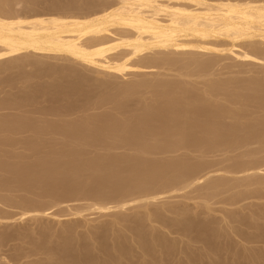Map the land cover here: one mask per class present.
Instances as JSON below:
<instances>
[{"label":"bare ground","instance_id":"1","mask_svg":"<svg viewBox=\"0 0 264 264\" xmlns=\"http://www.w3.org/2000/svg\"><path fill=\"white\" fill-rule=\"evenodd\" d=\"M79 1L81 4L77 5ZM59 2L62 1L52 5L53 11L51 8L49 13H41L35 12V8L46 5L48 0H0V74L8 73L0 78V94H4L0 98V110L18 111L6 119H2L3 115L0 117V224L5 228L4 221L7 227L17 222L13 225L25 229L26 226L21 224L24 221L41 222L42 216L58 218L61 213L56 215L50 211L62 204H66L71 216L83 217V212L87 210L96 211L98 215L116 216L111 218L114 220L109 226L103 225L102 235L92 232L101 225L89 226L91 230L86 239L92 242L90 246L84 243L76 225L63 227L61 232L53 234L49 225L43 227L42 223L41 227L39 223L35 226L36 237L34 234L31 236L33 231L26 234L20 232L21 235L17 229V234L16 230L12 229L13 233L6 230L5 237L0 239V246L9 245L7 250L11 251L17 246L13 241L29 237L28 244L32 248L28 250L27 259L33 256V259L30 257L32 264H113L136 249L141 250L138 253L142 259L140 264H169V261H174V251L170 255L171 250L178 243L166 237L160 231L161 227L171 235L174 232L187 238L188 232L196 228L206 232L207 227L206 230L204 225L180 228L178 224L184 219L189 220L188 216L182 221L169 219L165 212L169 213L171 208L151 211L150 205L158 204L157 201L170 193L183 194L185 189L190 193L194 185V188L199 185L198 190L193 189L197 190V194L203 189L215 191L218 187L224 188V185L232 183L233 179L226 182L231 177L229 174H244L246 178L240 176L244 180L254 175L252 184H264L261 179L262 173L264 176V158L260 155L264 153V117L260 118L264 112V0H67L58 6ZM20 3L26 11L16 9ZM48 59L61 62V65L53 64V61L49 63ZM228 59L232 62H226ZM248 66H259L257 74L260 76L253 77L249 82L245 80L246 86L240 90L235 88V93L229 90L231 81L225 84L226 79L224 84L228 85L230 93H227V87H222V80L221 84L209 83L212 76H220L225 69L239 73L244 67L240 71L247 75V72L250 73V69H246ZM192 76L205 80L199 91L185 88ZM31 79L42 82L51 79L53 84L45 87L36 81L40 84L17 85H25ZM219 89L224 91V95ZM51 91L52 97L60 95L70 100L69 104L81 97L80 101L93 105L94 110L107 105L115 113L103 112L101 116L97 114L99 118H94L97 115L92 113V117L63 118L60 121V117L53 121V115L54 119L50 120L47 117L49 108L32 107L30 103H37L40 96ZM92 93H96L97 97L90 104ZM220 94L224 97H220L223 103L218 101ZM52 97H49L50 102ZM46 100L49 101L47 97ZM224 101L231 105L225 106ZM133 102L142 105L138 114L130 112L135 109L132 108ZM237 103L241 106L251 103L249 111L244 106L245 109H236L234 105ZM252 104L260 107L258 110L262 108L261 113L255 106L251 108ZM129 106L133 110H127ZM67 111L70 109L67 108ZM253 111L258 112L256 119ZM220 144L224 145L221 146L223 149L246 146L249 151L252 147L253 150H246L243 156L255 158L260 155L257 156L259 160L249 158L244 162L245 159H242L244 163L239 160L240 163L233 166L217 168L221 165L217 159L220 164L216 160L219 165L215 168L213 165L216 162L213 161L212 165L210 159L209 164L202 158H206L205 155L207 159L215 156L218 151L215 149ZM254 144L261 146L255 149ZM242 148L239 150L242 151ZM179 151H183V155L187 152L186 156L197 152L201 160L198 161L200 156L193 162L190 159H161ZM179 156L181 158L182 154ZM213 173L218 174V178L208 180L214 176ZM225 174L229 176L223 180ZM249 180L251 182V178ZM252 184L248 186L246 183L242 191L250 185L251 189L252 186L258 188ZM259 188L263 190L264 186ZM201 192L200 196L204 198L205 192L204 195ZM208 192L205 197H209ZM259 193L256 197L261 195ZM253 194L249 196L254 197ZM82 201L87 202L85 206H74L75 202ZM134 207L148 211L140 216L136 212L134 217L121 214ZM109 211L118 212L111 214ZM153 224L161 226L160 229ZM117 225L122 228L115 229ZM148 225H151L150 230H146ZM257 234L248 238L250 243L255 239L262 242L263 234ZM27 242L22 244L28 245ZM86 248L95 250L96 254L85 255L82 251ZM2 249L0 255L7 252ZM5 254L4 258L0 257L3 258L0 262L9 257L8 253ZM17 260L20 257H16Z\"/></svg>","mask_w":264,"mask_h":264},{"label":"rangeland","instance_id":"2","mask_svg":"<svg viewBox=\"0 0 264 264\" xmlns=\"http://www.w3.org/2000/svg\"><path fill=\"white\" fill-rule=\"evenodd\" d=\"M56 1V2H55ZM57 1H62V2H59L58 3V6H60L59 4H61V3H63V2H66V1H64V0H48V3H46V5H43V6H41L40 5V7L38 6V7H36L35 8V12H41V13H49L50 11H51V8L53 7L52 5H54V6H56L57 4ZM75 2H77V0H74ZM82 1V0H81ZM54 2V3H53ZM78 4L77 5H79V4H81L80 3V1L79 2H77ZM50 4H51V6H50ZM47 5H49L50 6V9H49V6L48 7H46ZM76 5V7H79V6H77ZM23 5H22V3H20L19 5H18V7L16 8L17 10H19V11H21V12H23V11H26L23 7H22ZM46 7V8H45ZM82 8H84V7H82ZM66 10V9H65ZM69 10H71V9H69ZM52 11H53V8H52ZM49 60V59H48ZM47 60V61H48ZM50 61H51V63H52V61H53V64L54 63H56L57 65H61V62H56V61H54V60H49L48 62L50 63ZM226 62H232V61H230L229 59L228 60H226ZM62 64H64V63H62ZM258 67V68H257ZM242 68V67H241ZM240 68V70L241 71H243L242 69ZM250 69V73L249 72H247L248 74L246 75V73L245 72H241L240 70H239V73L241 72L242 74H239L237 71H235L234 69H233V71H235V72H230V71H228L227 69H225L222 73L223 74H221L220 76L218 75V76H212V78H211V80H209V83H219V84H221L220 82H222L223 81V86L222 87H224L225 86V84H228V82L229 81H231V82H229V83H231V84H229V86H230V89L228 88V85H226L225 87H227V88H225V89H227L226 91H227V93H230V91H228V89L229 90H231V92H233V93H235L237 90H240L241 88H243V86H246L245 84L247 83V81H245V80H248V82L249 81H251V80H253L254 78L253 77H255V78H259V76H258V74H257V72H258V70H260V67L259 66H248V67H246V69ZM258 69V70H257ZM237 70V69H236ZM188 71V70H187ZM253 71V72H252ZM256 71V72H255ZM225 72V73H224ZM229 74H228V73ZM256 73V74H255ZM6 74H8L7 72H6ZM5 73L3 74H0V78H2V77H4L5 75H6ZM224 74H225V76H224ZM245 74V75H244ZM240 75V76H239ZM255 75V76H254ZM227 76V77H226ZM231 76V77H230ZM235 76V77H234ZM248 76V77H247ZM257 76V77H256ZM222 77V78H221ZM226 77V78H225ZM245 77V78H244ZM196 78V77H195ZM195 78H193V76H192V80L191 79H188V80H190L189 82H190V84H192V85H190L189 83H186L188 86H185V88H187V89H189V88H192V89H197V90H195V91H199L198 90V88H201L202 87V84L203 83H205L204 81V79H202V78H196V80H194ZM216 78V79H215ZM224 78V79H223ZM228 78V79H227ZM242 78V79H241ZM251 78V79H250ZM253 78V79H252ZM174 79H176V77L174 78ZM219 79V80H218ZM226 79V81L225 82H227V83H225L224 82V80ZM232 79V80H231ZM240 79V80H239ZM37 82H40L43 86H45V87H49L50 85L52 86V84H53V81H51V79H47V80H43V82H42V80L41 81H39L38 79H35ZM49 80V82H47ZM176 80H178V79H176ZM203 80V81H202ZM213 80V81H212ZM215 80V81H214ZM222 80V81H221ZM228 80V81H227ZM238 80V81H237ZM245 81V83H244V81ZM36 81H34V79H31L30 81H26L25 82V85H24V83L22 84V83H20V84H17V85H19V87H21L22 85L23 86H26V84H27V86L28 85H30V84H32L33 83V85H39L38 83H36ZM45 81V82H44ZM197 81V82H196ZM35 82V83H34ZM55 82V81H54ZM195 82V83H194ZM237 82V83H236ZM206 83H208V82H206ZM225 83V84H224ZM240 83V84H239ZM194 84V85H193ZM196 84H198V85H196ZM233 84H234V86H233ZM236 84V85H235ZM200 85V86H199ZM191 86V87H190ZM194 86H196V88L194 87ZM222 87H220V88H222ZM93 88H95V87H92V89ZM224 88H223V90H224ZM237 90H236V89ZM91 89V90H92ZM93 90H95V89H93ZM220 90V89H219ZM223 90H220L221 91V93H223L224 91ZM234 90V91H233ZM226 91L224 92V93H226ZM224 93H223V95H224ZM226 93V94H227ZM52 94H53V92L51 91L50 92V94L48 93V94H44V96H40L38 99H37V103H35V102H32V103H30L31 104V106L32 107H35L36 105L39 107H41V108H44V110L45 109H47V108H49V110H50V114L47 116V117H50V120H52V119H54L53 121H56V120H58V118H59V121L62 119L63 120V118H65V120L67 119V120H70V119H72V120H75V119H77V117L78 118H80V116L81 117H84V116H88L89 115V117H90V115H91V117L93 116L92 115V113L94 114V115H102V114H107V113H115V112H113L112 110H111V108H109L107 105L106 106H102L101 107V109H100V107H98L99 109H96V110H94L95 109V107H93V105H89L87 102L86 103H84L83 101H80L81 100V97H79V98H75L74 99V101L72 102V104H69L70 103V100H68V99H66V98H61V96L59 97V96H53L52 97ZM93 94V93H92ZM96 93H94L93 94V96H91L92 98V100H91V103L90 104H92L96 99H95V97H97V94L95 95ZM4 94H0V98L2 99L4 96H3ZM51 95V96H50ZM222 94H220V96H218L219 98H218V101H220L221 102V100H222V103H223V99H224V97H222L221 96ZM235 96V95H234ZM46 97L49 99V101L48 100H46ZM49 97H52V103L50 102V98ZM220 97L221 98H223V99H220ZM231 97H232V95H231ZM236 97V99H239L237 96H235ZM57 98V99H56ZM93 98L95 99V100H93ZM232 98H234V97H232ZM39 99H40V101H39ZM56 100V101H55ZM76 100V101H75ZM39 101V102H38ZM59 101V102H58ZM61 101V102H60ZM78 102V103H77ZM83 104H82V103ZM226 101H224V103H225ZM49 103H51V104H49ZM54 103V104H53ZM134 103V102H133ZM33 104V105H32ZM39 104V105H38ZM251 104V103H250ZM250 104H247L246 106H244V105H242L241 106V104L239 105V103H237V104H235L234 105V107L236 108V109H240V108H243V109H245L244 107H246V109L245 110H247L248 109V105H250ZM81 105V106H80ZM135 105V106H134ZM134 105L132 106V108L134 109H132L130 106V108L129 109H127V110H133V112L132 111H130L131 112V114H138L139 112H140V109L141 108H139V107H141L142 105H141V103H139V104H135L134 103ZM141 105V106H140ZM225 105V104H224ZM229 105H231L230 103H228L227 104V102H226V105L225 106H229ZM36 106V107H37ZM68 106V107H67ZM244 106V107H243ZM255 106V105H254ZM253 106V104H252V107L251 108H253L254 107ZM27 107V106H26ZM47 107V108H46ZM62 107V108H61ZM90 107V108H89ZM104 107V108H103ZM108 107V109H105V108H107ZM139 109H138V108ZM256 107V108H255ZM254 108L257 110V111H260L261 109H259L258 110V108H260V107H258L257 108V106H255ZM54 108V109H53ZM65 108V109H64ZM67 108H69L70 109V111H67ZM85 110H87V111H84V109ZM97 108V107H96ZM90 109H92V110H90ZM250 109V108H249ZM3 110V109H2ZM90 110V112H88ZM253 110V109H252ZM5 110H3V111H1L0 110V113H2V114H0V117H2V115H3V117H2V119H6V118H8L11 114H16V111L15 110H6L5 112H4ZM14 111H15V113H14ZM67 111V112H66ZM83 111V112H82ZM247 111H249V110H247ZM250 111H251V109H250ZM12 112V113H11ZM70 113V115H67V114H69ZM72 112H73V114H72ZM104 112V113H103ZM107 112V113H106ZM130 112H128V114H130ZM17 113H18V111H17ZM51 113H53L52 114V116H50L51 115ZM247 113V112H246ZM251 113H252V111L249 113L250 114V116H251ZM260 113H261V111H260ZM6 116H5V115ZM58 114V115H57ZM80 114V115H79ZM83 114V115H82ZM86 114V115H85ZM8 115V116H7ZM53 115H54V118H53ZM60 115V116H59ZM79 115V116H78ZM98 115L97 116H95L94 118H99L98 117ZM100 115V116H101ZM255 115H258V112H256L255 113V111H253V116H255ZM261 116H262V118L264 117V112H263V115L262 114H260V118H261ZM6 117V118H5ZM62 117V118H61ZM258 117H259V115H258ZM52 118V119H51ZM252 118V117H251ZM257 118V116H255V119ZM1 119V118H0ZM48 119V118H47ZM253 119H254V117H253ZM255 145H257V144H254V145H252V146H254L253 148H255V149H257L259 146H261V144L259 145H257V146H255ZM221 146H224V145H222V144H220V146H217V148L215 149V151H217V153H215V151H214V153H215V156L211 153V155H213V156H210V158H208L207 159V155H205L206 156V158H202V159H204L205 160V162H207V163H209L210 164V160H211V164L213 165L215 162H216V160L218 159L219 160V162H221V165H219L220 163L218 162V160H217V162L219 163H215V164H217V165H213V166H215V168L219 165V167H217V168H226V166H228V165H232V164H236V163H240L239 162V160L241 161L242 159H245V161L244 162H246V161H248V160H250V159H255V160H259V157H257V156H260L261 155V157L262 158H264L263 156H264V153H262V154H260V155H257V156H254L255 158H253V157H249V156H247V158H246V155L245 156H243V154L244 153H246V146H244L243 148H242V146L240 147V146H238L239 148H240V150H241V148H242V151H240L239 150V148H237V147H234V148H237L238 149V151H237V149H235L234 150V148L231 146V149L229 148V147H225V149H223ZM221 149V150H219V148ZM248 147H251V146H248ZM226 148H228V150H229V153L227 152L228 150L226 149ZM232 148H233V150H232ZM243 149H245V151L243 152ZM251 150H253L252 149V147L250 148V150L249 151H251ZM121 151V150H120ZM120 151H118V152H120ZM220 151V152H219ZM224 151V152H223ZM230 151H232V152H230ZM233 151H234V153H233ZM248 150H247V152H249ZM255 151H257V150H255ZM121 152H125V150H123V151H121ZM127 152V151H126ZM226 152V153H225ZM242 152V153H241ZM127 153H131V151H128ZM177 153H180V154H182V156H181V158H180V154H178V156H177ZM175 152V153H173V154H175V155H173L172 153H170V155L169 154H167V155H164L165 157H161V159H163V160H167V161H176V160H182V159H190L189 161H191V162H193V161H197V159H198V156H200L199 157V160L198 161H200L201 159V155H199V154H194V152H193V154H189L188 156H186L187 154V152H185V155H183V151L181 152V151H179V152ZM238 154V155H237ZM169 155V156H168ZM172 155V156H171ZM195 156L194 158H193V156ZM197 155V156H196ZM209 155H210V153L208 154V157H209ZM240 155H242V156H240ZM168 156V157H167ZM186 156V157H185ZM229 156V157H228ZM231 156V157H230ZM174 157H175V159H174ZM178 157V158H177ZM190 157V158H189ZM197 157V158H196ZM202 157H204V156H202ZM243 157V158H242ZM192 158V159H191ZM224 158V159H223ZM230 158V159H229ZM250 158V159H249ZM262 158H260L261 160H262ZM206 159H207V161H206ZM210 159V160H209ZM247 159V160H246ZM209 160V161H208ZM235 160V161H234ZM213 161H214V163H213ZM223 161H224V163H223ZM237 161V162H236ZM243 162V160H242V163H244ZM223 163V164H222ZM227 163V164H226ZM224 164H226L225 166H223ZM220 166H222V167H220ZM229 166V167H230ZM233 166V165H232ZM213 169H214V167H212ZM263 168H264V166H263ZM213 169H211V171L213 170ZM216 170V169H215ZM257 174H261V172H258ZM257 174H255V177H257L258 178V176H259V178H260V175H257ZM263 174V173H262ZM261 174V176H262V178L261 179H263L264 180V176ZM212 175H214V176H212L211 177V179H208V180H212L213 179V177H214V179H216V178H218V177H216V175H218V174H212ZM225 175H227V174H225ZM224 175V176H225ZM231 176V177H229V178H227L228 176ZM229 175H227L226 177H224L223 176V178H225V179H223V180H226V178H227V180H226V182H228L229 183V179H230V181H231V179H233L232 180V183L230 182L229 184H227V185H224V184H226V182L225 183H223L222 185H224V188L221 186V188L220 187H218V188H220V190H218V188H216L215 189V191H213V189L211 190V189H206L207 191H205L204 189V191L202 190V192L201 191H198V194H197V190H198V186L196 185V187L194 188V186H191L192 188L189 190L190 191V193L187 191V189H185V190H183V194L182 193H178V192H176V194H173L172 195V193H170V194H168V196L167 197H165V198H162V200L161 201H157V203L158 204H154V205H150L149 206V208L151 209V211H153V210H156L157 208V210H161V211H164V209L165 208H168L169 207V209L171 208V210L169 211V213L168 212H165V216L167 217V218H169V219H179L180 221H182V218H186V216H188V218H190L189 220L187 219V220H183L180 224H178L179 226L178 227H180V228H182V227H189V228H194V227H196V226H199V227H201V226H203L204 225V229L206 230V227H207V230H206V232H204L203 230H200V229H198V228H196L197 230H192L190 233L188 232V238L187 237H182V235L180 236V234L179 235H176V234H178V233H174L173 232V234L174 235H171L172 233H169V232H167L165 229H163L161 226H159L158 224V227H157V225L155 224V226H154V224H153V226L154 227H156L158 230L160 229V227H161V229H160V231L162 232V233H164V235L166 236V237H168L170 240H173V241H175L174 243L176 244V243H178L177 245H175V247L173 248V250H171V252L172 253H170V255H172L173 254V251H174V254L171 256L172 258H174V261L173 260H171V258L169 259V260H171L172 262H168L169 264H179L180 263V261H181V263L183 264H264V232L263 233H261V232H259V231H264V199L262 200L261 199V197H264V188H263V190H261L259 187H261L262 188V186H264V184H262L261 186L260 185H257V184H255V183H253L252 184V180H254V179H252L253 177L252 176H254V175H252L251 177H249V179L251 178V182H250V180L248 181L247 179H240V176L242 175V174H240V175H238V174H229ZM233 175H235L236 177H234V178H236V180H234V178H233ZM257 175V176H256ZM243 176V178L246 176H244V174L242 175ZM216 177V178H215ZM242 178V177H241ZM246 178V177H245ZM207 180V181H208ZM242 180H244V181H242ZM206 181V182H207ZM234 181H236L238 184H236V182H234ZM241 183H240V182ZM243 182H244V184H243ZM251 183L252 185H257L258 186V188L256 187V189H255V186L253 187L252 186V189L250 188L251 187V185H250V187H246V189H245V187H244V189H245V191L243 190L242 191V186H247V185H245L246 183L248 184V186H249V183ZM233 184H234V186H233ZM233 186V187H232ZM235 186H237L239 189H237V187H235ZM197 188V190H194L193 191V189H196ZM228 188H230V189H228ZM237 190H236V189ZM247 188H249L250 189V191L248 190V191H246L247 190ZM221 189H222V191H221ZM223 189H224V191H223ZM225 189H226V191H225ZM229 191H228V190ZM232 189H234V190H232ZM200 190V189H199ZM231 190V191H230ZM236 190V191H235ZM255 190V192H253ZM259 190H261L260 191V193H259ZM209 191V192H208ZM218 191V192H217ZM221 191V192H220ZM240 191V192H239ZM182 192V191H181ZM200 192H201V195L203 194L204 195V192H205V195L207 194L206 192H208V196L209 197H207L208 198V200L206 201V197H205V195H204V198L202 197V196H200ZM220 192V193H219ZM241 192H245L244 194L243 193H241ZM261 192H263V194L261 193ZM211 193V194H210ZM217 193V194H216ZM249 193V194H248ZM250 193L252 194V193H254L253 194V196L254 197H252V195L251 196H249L250 195ZM257 193V194H256ZM258 193L259 194H261V195H259V196H261V197H259V196H257L256 197V195H258ZM197 194V195H196ZM213 194V195H212ZM235 194V195H234ZM248 194V195H247ZM176 195V196H175ZM184 195V197H182ZM190 195V196H189ZM195 195H196V197H195ZM238 197H237V196ZM263 195V196H262ZM176 198H175V197ZM199 196V197H198ZM211 196V197H210ZM171 197H173V198H170ZM190 197H191V199H190ZM194 197V198H193ZM225 197V198H224ZM231 197H234V198H231ZM197 198V199H196ZM203 198V199H202ZM211 198V199H210ZM229 198H231V199H229ZM165 199V200H164ZM187 199V200H186ZM204 199H205V201H204ZM232 199H236L235 201L234 200H232ZM168 200V201H167ZM226 201V203H225V201ZM230 200V201H229ZM232 200V201H231ZM171 201V202H170ZM201 201H203V203H201ZM228 201V202H227ZM237 201V202H236ZM160 202V203H159ZM165 202V203H164ZM174 204H173V203ZM179 202V204H177ZM205 202H207V203H205ZM229 202H231V203H229ZM84 203V204H83ZM87 202H83L82 201V203L81 202H75L74 203V206H79V207H81V206H85V204H86ZM161 203H162V205H161ZM181 203V204H180ZM197 203V204H196ZM225 203V204H224ZM238 203V204H237ZM249 203V204H248ZM78 204V205H77ZM165 204H166V206H165ZM167 204H169V205H167ZM172 204V205H171ZM184 204H185V206H184ZM199 204V205H198ZM234 204V205H233ZM160 206V208H159V206ZM176 205V206H175ZM179 205V206H178ZM203 205V206H202ZM230 205V206H229ZM165 206V207H164ZM173 206V207H172ZM184 207V208H182V207ZM187 206V207H186ZM206 206H208L209 207V210H208V207H206ZM249 206V207H248ZM162 207V208H161ZM176 207V208H175ZM206 207V208H205ZM243 207V208H242ZM0 208H1V205H0ZM3 208V207H2ZM62 208V209H61ZM225 208V209H224ZM259 208H261V209H259ZM140 209V210H139ZM224 209V210H223ZM226 209H227V211H226ZM241 209V210H240ZM249 209V210H248ZM260 211H259V210ZM52 210V209H51ZM61 210H62V212H61ZM143 210V211H142ZM175 210V211H174ZM222 212H221V211ZM242 210H243V212H242ZM66 211V212H65ZM145 211V212H144ZM146 211H148V210H144L143 208H136V207H134V208H132V210L131 209H128V210H126L125 212H121V214L122 215H126V216H128V217H134V216H137V213L136 212H138V216H140V215H143L144 213H146ZM238 211V212H237ZM251 211V212H250ZM256 211H257V213H256ZM50 212H54V213H56V215L58 214L59 215V213H61L60 215H59V219L56 217H54V216H50V217H44V216H42V217H40V219L43 221H38V222H35V223H33L31 220H27V221H24L23 223H21L22 224V226H26V228L24 229V227L21 229V228H19L18 226H14L15 224L14 223H12L11 224V227H10V225H8V227H7V225H6V221H4V225L7 227V229H6V227L4 228V226H3V224H0V239H2V237H5L4 235L7 233L6 232V230L7 231H12V229H13V231L14 230H18V233H29L30 231H33V232H30V234H31V236H32V234H34L33 236L34 237H36L35 235H37L36 233H34V229L37 227V225H38V223H39V225L42 223V226L44 227V226H48L49 225V227H50V229H51V232L54 234V232L55 233H58V231L59 232H61L62 230L61 229H63V227H66V226H69V225H72V226H75L77 229V232L79 233V235L81 236V238H83V241H84V243L88 246H90V244L92 243L89 239H86V237H89V229H90V227H97V225L98 226H102V228H97V229H92V232H94L95 233V235H102L103 233H104V229H103V227L104 226H109V224H111L112 222H113V220L114 219H111V218H115V214L114 215H104L103 213H99V215H98V212H94V213H92V211H85V212H83V217H81V216H79V215H68V211H67V208H66V204H62V205H60V207L58 206V207H54L53 208V210L52 211H50ZM87 212V213H86ZM111 214H112V212L113 211H109ZM115 212H118V211H114L113 213H115ZM126 212H127V214H126ZM143 212V213H142ZM172 212V213H171ZM175 212V213H174ZM182 212H185L184 214H181ZM225 212V213H224ZM236 212V213H235ZM253 212V213H252ZM64 213H66V214H64ZM85 213V214H84ZM130 213V214H129ZM142 213V214H141ZM168 213V214H167ZM171 213V214H170ZM174 213V215H172ZM235 214V219H234V214ZM63 214H64V216H63ZM227 216H226V215ZM232 214V215H231ZM237 214V215H236ZM62 215V216H61ZM252 215V216H251ZM259 215V216H258ZM169 216V217H168ZM191 216V217H190ZM222 216H223V218H222ZM232 216V217H231ZM239 216H240V218H239ZM251 216V217H250ZM99 217V218H98ZM195 217V218H194ZM208 217V218H207ZM225 218L228 220L229 218V220H231V221H229V222H227V220H225ZM233 218V219H232ZM39 219V220H40ZM85 219V220H84ZM98 219V220H97ZM214 219V220H213ZM220 219V220H219ZM242 219V220H241ZM252 219V220H251ZM88 220V221H87ZM92 220V221H91ZM87 223H86V222ZM89 221H91V222H89ZM108 221V222H107ZM226 221V222H225ZM235 221V222H234ZM7 222H11V221H7ZM60 222V223H59ZM62 222V223H61ZM188 222V223H187ZM206 222V223H205ZM219 222V223H218ZM224 222V223H223ZM232 224H231V223ZM243 222V223H242ZM37 223V224H36ZM44 223V224H43ZM47 223V224H46ZM226 223H227V225H226ZM229 223V224H228ZM235 223V224H234ZM14 224V225H13ZM206 224V225H205ZM219 224V225H218ZM234 224V225H233ZM258 224H259V226H258ZM12 225L14 226V227H12ZM92 225V226H91ZM104 225V226H103ZM216 225V226H215ZM239 225V226H238ZM245 225V226H244ZM248 225V226H247ZM251 225V226H250ZM36 226V227H35ZM90 226V227H89ZM217 226H218V229H217ZM4 228L3 230H5L4 232L5 233H3V235H1V233L3 232V230H1L2 228ZM17 227V228H16ZM30 227H32L33 228V230H32V228H30ZM39 227V226H38ZM40 227H41V225H40ZM79 227V228H78ZM119 227V228H118ZM151 225H148L147 226V228H146V230H150L151 228ZM228 227H230L229 229H228ZM236 227V229H234ZM27 228H30V229H27ZM122 227L121 226H115V229H121ZM242 228V229H241ZM260 228V229H259ZM9 229V230H8ZM11 229V230H10ZM20 229H21V231H20ZM24 229V230H23ZM27 229V230H26ZM221 231H220V230ZM231 229V230H230ZM246 229V230H245ZM255 229H256V231H255ZM263 229V230H262ZM17 230L15 231L16 232V234H17ZM25 230H26V232H25ZM91 230V229H90ZM163 230V231H162ZM165 230V231H164ZM219 230V231H218ZM13 231H12V233H13ZM24 231V232H23ZM28 231V232H27ZM57 231V232H56ZM202 231V232H201ZM212 231V232H211ZM218 231V232H217ZM240 231V232H239ZM245 231V232H244ZM250 231H252V232H250ZM14 232V233H15ZM201 232V233H200ZM234 234H233V233ZM20 233V234H21ZM88 233V234H87ZM107 232H105V234H106ZM203 233V234H202ZM241 233V234H240ZM245 233V234H244ZM257 233H259V234H263V240H262V242H261V240H259V242H258V239L256 240H254L253 242H251L250 243V238H253V237H255L256 236V234ZM169 234V235H168ZM189 234H191V235H189ZM207 234V236H205ZM22 235V234H21ZM203 235V236H202ZM214 235V236H213ZM233 235V236H232ZM245 235H248L246 238H244L245 237ZM258 235V234H257ZM32 236V237H33ZM84 236V237H83ZM173 236V237H172ZM205 236V237H204ZM234 236H236V237H234ZM179 237H181V238H179ZM202 239L201 240V242H200V238ZM224 237V238H223ZM228 237V238H227ZM238 237V238H237ZM192 238V239H191ZM205 238H207V239H205ZM243 238V239H242ZM249 238V239H248ZM27 239V240H26ZM175 239V240H174ZM180 239H182L181 240V242H180ZM205 239V240H204ZM233 239V240H232ZM245 239V240H244ZM20 240V241H19ZM26 240V241H25ZM80 240H82V239H80ZM192 242H191V241ZM28 241V242H27ZM60 241V240H59ZM58 241V242H59ZM177 241V242H176ZM179 241V242H178ZM186 241L187 242H189L188 244L186 243ZM207 241V242H206ZM16 243V247H13L12 248V250L14 249V251H10V250H7V249H9V247L7 248V246H9V245H7V246H0V249H2V248H5L6 249V251L7 252H4V253H2L1 255H0V257H3L4 258V256H6V254L5 253H8V255H7V259H12V260H8V261H15V262H12V264L14 263H17L18 262V264H27V262L29 263V264H32V262H31V258L33 259L34 257L32 256H30L29 257V259H27L28 257H27V254H28V250L29 249H31L32 248V246H31V244H28L29 242H30V239H29V237H22V240L21 239H16L15 241H13V243ZM25 242H27L26 244H28V245H24V244H22V243H25ZM255 242V243H254ZM14 243V244H15ZM19 243H20V247L18 248V245H19ZM180 243H181V245H180ZM185 243V244H184ZM194 243V244H193ZM198 243H200V244H198ZM201 243H202V245H201ZM252 243H254V244H252ZM22 244V245H21ZM184 244V245H183ZM189 244H190V246H189ZM207 244L208 245H210V246H207ZM218 244V245H217ZM248 244V245H247ZM237 245V246H236ZM263 245V246H262ZM25 246H27L26 248H25ZM180 246V247H179ZM202 246V247H201ZM217 246V247H216ZM22 247H24L23 249H22ZM177 247V248H176ZM179 247V248H178ZM228 247V248H227ZM240 247V248H239ZM254 247H255V249H254ZM224 248V249H223ZM227 248V249H226ZM16 249V250H15ZM18 249H20V250H18ZM27 249V250H26ZM88 248H86V249H84L82 252L83 253H85V255L87 254L88 256H92V255H95L96 254V251L95 250H93V249H91V250H87ZM180 249V250H179ZM199 249V250H198ZM2 250H4V249H2ZM22 250V251H21ZM178 250H179V253H177L178 252ZM183 250V251H182ZM232 250V251H231ZM248 250V251H247ZM8 251H10V252H8ZM18 251V252H17ZM19 251H21V252H19ZM134 250H132L131 252H129L128 254H126L127 256H126V258H121L119 261V263H113V264H140L141 263V257H138V255L140 254V252H141V250H139V249H136L134 252H133ZM137 251V252H136ZM201 251V252H200ZM203 251V252H202ZM253 251V252H252ZM14 252H16V253H14ZM26 252V253H25ZM228 252V253H227ZM244 252V253H243ZM139 253V254H138ZM180 253H182V255H184V256H181L180 255ZM220 253V254H219ZM9 254H11V256L9 255ZM13 254H15V255H13ZM19 254V255H18ZM24 255V254H26L24 257L22 256L21 257V255ZM169 254V253H168ZM178 254V255H177ZM203 256H202V255ZM226 254V255H225ZM250 254V255H249ZM177 255V256H176ZM193 255V256H192ZM219 255V256H218ZM245 255V256H244ZM248 255V256H247ZM175 256H176V258H175ZM207 256V257H206ZM243 256V257H242ZM16 257H17V259L20 257V260H17L16 261ZM133 257V258H132ZM199 257V258H198ZM3 258H0V260L1 259H3ZM21 258H23V259H21ZM24 258H26L25 259V261H24ZM177 258H179V259H177ZM255 258V259H254ZM7 259L6 260H3V261H1L0 263L2 264L3 262H4V264H6L8 261H7ZM14 259V260H13ZM124 259V260H123ZM138 259H139V261H138ZM200 259V260H199ZM108 261H109V258L107 259ZM175 260H178V261H176L175 262ZM237 260V261H236ZM258 260V261H257ZM6 261V262H5ZM30 261V262H29ZM137 261V262H136ZM183 261V262H182ZM11 262H9L10 264H11ZM20 262V263H19ZM23 262V263H22ZM109 262H112L111 260L109 261ZM177 262H179V263H177ZM187 262H189V263H187ZM9 263H7V264H9ZM180 263V264H181ZM95 264H97V263H95Z\"/></svg>","mask_w":264,"mask_h":264}]
</instances>
